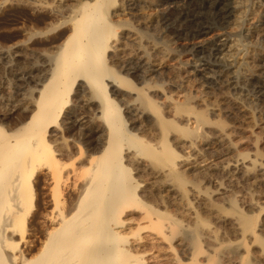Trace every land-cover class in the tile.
I'll list each match as a JSON object with an SVG mask.
<instances>
[{"label": "bare ground", "instance_id": "6f19581e", "mask_svg": "<svg viewBox=\"0 0 264 264\" xmlns=\"http://www.w3.org/2000/svg\"><path fill=\"white\" fill-rule=\"evenodd\" d=\"M26 1L66 32L0 125V264H264V1L166 0L162 29L198 47L173 87L114 21L144 0Z\"/></svg>", "mask_w": 264, "mask_h": 264}, {"label": "rangeland", "instance_id": "374dc122", "mask_svg": "<svg viewBox=\"0 0 264 264\" xmlns=\"http://www.w3.org/2000/svg\"><path fill=\"white\" fill-rule=\"evenodd\" d=\"M66 1L69 2L70 5L74 4L73 1L71 2V1H68V0H63V3H65ZM142 1L143 0H141V2ZM262 1H264V0H262ZM47 2L51 6H55V5L57 6V4H58V0H57V2L55 0H53V1L52 0H47ZM164 5H166V6H164ZM168 5L169 4L166 2V0L165 1L164 0H146V1L144 0L142 3L139 4V6L138 5L137 6L135 5L133 7L127 6L124 9L125 11H123L122 13L119 14L120 16L119 15L115 16L116 19L118 17L117 20L114 17H112V19L113 20L115 19L114 21H115V23L117 25L119 24L118 26L121 25V27H120L121 29L122 28H132L134 30L136 29L137 31L136 30L135 31L139 35L144 37L143 39L145 40V42L149 43V44L147 43L148 45L146 44L147 46L150 45L149 47H152L151 43L153 42V44L154 45L156 44V46L159 49L161 48L160 50L158 49L159 50V52L157 53L158 55H154V58L156 57L155 59L153 58L154 61L156 60V62H160V60H164L163 62L169 63V65L172 64L171 65L172 67L171 66H170L171 68L170 67H167V68L164 67L168 71L165 70L166 71V73H165V71H163L164 70V68H163L162 72H164V73L161 72V74L158 76L160 79L161 78L162 79L160 80L158 78V80H159V83H163L165 86L167 85L166 87H169L171 85V83H172V85L170 87H173V85H175V82H176L175 79L178 80V78H179V80H180V78L184 79L187 76L186 72L188 71L187 68L189 67V64L188 65L187 64H183L182 62L186 63L188 58H190V59L193 58L194 55L196 54V50L198 49V47H193L194 43H191V42L185 41L183 39L177 38L176 36H174L172 34H169L165 30L162 29L163 25H161V24H162V21H163L164 17L167 14ZM165 7H167V9ZM124 12L125 13L129 12L130 14L127 13L129 16L127 14H125ZM138 12L139 13L147 12V15L149 14V16H153V17H149L148 16L150 19L148 17H145L146 19L145 18H141V19H138V21H137V18H133L134 19L133 20L132 17H136ZM133 14H135V15L133 16ZM163 14H165V15H163ZM155 16H156V18H155ZM161 16L163 18H161ZM127 17L129 18V20H128ZM121 18L123 20H120ZM59 19L62 20V16L61 15H52V14H50V12L48 13V11L47 12L40 11L38 13L34 12L33 10L31 11L29 6L27 5V1L26 0H24V2H23V0H17V1L16 0H0V100L2 101V102L0 101L1 102L0 103L1 104L0 108H2V109H0V125H2L3 127H6V128L9 126L7 129L5 128L6 130L14 129V128L20 126V124H18V119H19L18 113L16 111H11V109L13 108V106H16L20 102V100H22V98H24L25 90H24V87H21V86H25V81H29L31 83L30 85L32 86V88H34L35 91H36V85L38 87H40L39 86L40 84L39 83L37 84V81L34 79L35 77H33L34 74H30L29 72H30V70H33V68L35 70L39 66L42 67V64L35 60L36 59L35 56L54 50V48H55L54 46H57V44L59 43V42L58 43L54 42L55 39H57L60 36L59 35L60 33L63 34V33L66 32L65 31L66 28H64V27H61V26L60 27L59 26L58 27H54V26L57 25V22L59 21ZM152 19L153 20L155 19V21H153V23L151 22ZM43 21H44V23H43ZM124 21H125V23H124ZM247 22H249V23L247 24ZM251 22L252 21H246L245 25H244V27H245L244 29H247V27H251V25H252ZM134 23H135V26H134ZM137 23H139V24H137ZM151 23L153 25H151ZM146 24H147L148 27L146 26ZM159 25H160V27H159ZM131 26H133V27H131ZM152 26L153 27L155 26L156 29H158V30H156V32H155V30L153 29ZM161 29L163 30V32H162ZM39 31H42V33H40ZM219 32H220L219 28L215 27V29L212 30L213 34L210 33V35L207 38H210L209 40H213V38H215L217 36V34H219ZM259 33L260 32L253 31L251 33L252 34L251 38L254 41H258L259 42L258 38H261ZM163 34H165V35H163ZM171 35L174 36V37L171 38ZM241 35L242 34H239V36H241ZM164 36H166V37H164ZM51 37H52L53 40L51 39ZM237 37L238 36H235V35L232 37V34H231L230 38L231 39L234 38L236 40ZM153 39H155V40H153ZM49 40H51V42ZM50 43H52V44H50ZM159 44H160V47H159ZM51 45L53 47H51ZM168 45H170V46H168ZM28 46H30V47L28 48ZM161 46H164V48L161 47ZM171 46L174 47V48H172ZM26 49H27V52L31 54V59H32V60L30 59L31 62H30V64H28V68H27V65L25 64V60H23L24 59L23 58L24 57L23 53H24V51ZM33 49L36 50V51H34ZM174 49H177V50H174ZM167 50L169 51V53H168ZM34 53H36V54H34ZM163 54H165V55H163ZM6 55H7V57H6ZM9 55H11V56H9ZM168 55H170V56H168ZM177 55H178V57H177ZM162 56H163V58H162ZM190 56H192V57H190ZM177 58H178V60H177ZM183 58H186V59H183ZM22 60H23V62H22ZM230 60L231 59L227 58L228 62ZM255 61H256V63H259L260 59H257V60L255 59ZM115 62L117 64L115 66V71L117 72V74H121L123 76H128V77L131 76L130 78L133 77V79H134V76H135L134 74H132V73L128 74L126 69L121 67V66L125 65V63L124 64H120L117 61H115ZM179 62L182 63V64H179ZM188 62H189V59H188ZM174 63L175 64L177 63L178 66H177V64L175 65ZM126 64H128V63H126ZM184 66L186 67V69H185ZM119 67H120V69H119ZM185 70H187V71H185ZM242 70H244V69H242ZM170 71L172 72V74L170 73ZM244 71H243V73L245 74L246 72H244ZM163 74H165V75H163ZM31 75H32V77H29ZM247 75H248V73H246V77H245V75H243V77H240V79L243 78L244 82H246V80L248 81V79H250L251 76L250 75L247 76ZM17 76H18L19 80H18ZM23 77L26 78V79H24ZM174 77H176V78H174ZM22 79H24V80H22ZM173 81H175V82H173ZM19 82H21V84ZM22 83H24V84H22ZM34 84H36V85H34ZM245 84L246 85L243 84V86L245 87L246 91L249 93V96H251L250 94H252V91H250V89H251L250 84H249V82L245 83ZM247 84L249 85V88H248ZM159 89L162 90L161 87H159ZM19 91H20V93H19ZM13 94H15V95H13ZM226 94H228L226 91L223 94L221 92V94L219 93L218 94L219 96L216 95L218 97H215V98L222 99ZM21 95L23 97H21ZM6 101H8L9 103L6 102ZM260 104H261V106H260ZM256 108L257 109L255 111V114L257 113L256 114L257 118L259 117L258 121H261V119L264 121V100L263 101L262 100L259 101V104L256 105ZM1 116H2V118H1ZM7 120H9V121H7ZM10 120H12V121H10ZM263 121H261V122H263ZM13 122H15V124ZM6 125H8V126H6ZM262 137L264 138V136H262ZM39 191L41 192V188L40 189H36L35 192L36 193L38 192V195H39ZM43 191H48V190L47 189L46 190H42V192ZM260 191H263V193H264V189H260ZM36 193H35V196H34V201L36 200ZM34 205H35V202H34ZM34 209H35V206L32 209V212L34 211ZM30 216H31V214H30ZM11 238H12V241H14V242H18V240H19V236L17 234L13 235Z\"/></svg>", "mask_w": 264, "mask_h": 264}, {"label": "snow or ice", "instance_id": "6c2138e0", "mask_svg": "<svg viewBox=\"0 0 264 264\" xmlns=\"http://www.w3.org/2000/svg\"><path fill=\"white\" fill-rule=\"evenodd\" d=\"M37 95H38V93H37Z\"/></svg>", "mask_w": 264, "mask_h": 264}]
</instances>
